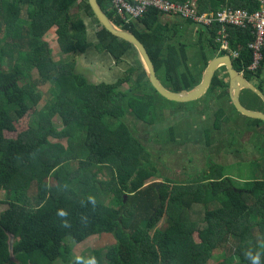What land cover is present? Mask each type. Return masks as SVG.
<instances>
[{"label":"trees","instance_id":"1","mask_svg":"<svg viewBox=\"0 0 264 264\" xmlns=\"http://www.w3.org/2000/svg\"><path fill=\"white\" fill-rule=\"evenodd\" d=\"M98 1L117 26L144 44L162 83L174 92L195 87L209 60L223 55L217 40L222 25L217 22L196 29L205 59L202 69L193 71L188 47L169 43L171 26L178 23L168 24L153 7L137 22H126L117 16L112 0ZM169 1H192L200 14L260 8L258 0ZM83 17L97 28L96 43L88 40ZM182 24L193 26L189 20ZM178 25L174 30H182ZM53 28L65 55L105 52L120 64L137 53L132 44L101 26L88 0H0V190L8 195L0 213V264H15L13 254H38L37 264H50L52 258L76 264L70 243L104 235L113 242L104 252H94L98 264H209L223 245L216 264H251L245 252L255 255L264 241V170L242 187L223 164L211 159L207 169L187 181L164 177L163 184H147L161 176L148 145L153 132H160L140 133L128 118L155 127L176 115L181 103L159 95L140 61L113 82L92 81L91 70L75 61L56 62L44 39ZM225 28L231 50L239 54L233 60L235 69L249 81L257 80L253 83L264 93V61L257 71L248 70L251 29ZM46 84L55 88L54 100L38 109L43 98L39 87ZM211 90L221 102L213 100L220 106L214 129L220 130L228 119L222 104L230 100L225 67L216 73ZM165 102L178 107L169 108L167 117ZM29 112L31 126L16 138L6 137ZM54 118L61 120V130ZM247 119L248 127L263 136L264 122ZM169 120L166 129L172 137L175 125ZM161 132L159 139L166 142L167 131ZM100 174L106 179L99 180ZM196 206L203 209L200 220L191 218ZM61 208L69 213L70 227L61 226L56 215ZM162 220L165 225L157 227ZM259 250L264 264V248Z\"/></svg>","mask_w":264,"mask_h":264},{"label":"rangeland","instance_id":"2","mask_svg":"<svg viewBox=\"0 0 264 264\" xmlns=\"http://www.w3.org/2000/svg\"><path fill=\"white\" fill-rule=\"evenodd\" d=\"M76 11L75 5L73 7V12ZM83 18L87 24L88 40L96 43L97 28L92 27L89 19L85 17ZM187 33V27L184 26V29L182 30L175 29L171 36L175 37L178 42L180 41L183 44H187L189 48L191 43H185ZM187 37L190 39L189 35ZM44 39L49 43L53 59L56 62L62 63L75 61L78 66L91 70L90 75L94 82H113L117 77L123 76L131 66H134L140 61V58L139 60L137 59V53L135 52H132L133 58L130 56L120 64H117L112 57L105 52H88L87 54L75 56L65 55L58 46L56 28L51 29L45 35ZM192 52H198L200 54V60L202 59L198 47L192 49ZM190 58V68L192 69V67H196V65L192 66V64L197 61L193 53ZM253 82L257 84V80H254ZM127 86L128 85H124L122 88H126ZM39 89L42 91L43 98L38 109L42 108L48 102H53L55 94V88L49 84L40 86ZM250 96H252L250 92L245 91L242 102L247 108L255 110V105L252 104V101L248 100ZM210 97L216 102L221 103L219 98H216L217 94L213 90L209 91L206 96L202 97V100H196L198 101L197 103L195 101L181 103V106H179L181 108H179L180 110L177 112L174 111L176 109V104L165 102L167 108H165L166 110L164 114L166 117L168 116L166 113H168V111L170 112L169 108L177 114L173 118L172 116L167 117V120L161 119L162 122H159L155 127L146 126L142 122H137L136 120L133 121V118H128V124L130 126L135 125L138 132L143 134L148 131H163L167 124L170 123V118L173 119L172 122H174L175 125L173 126L174 130L172 137L170 130L166 129V142L159 139L160 134L157 135L153 132V140L149 142L148 145L151 149L153 159L157 162L158 174L163 177H154L148 180L147 184H163L165 180L164 177L187 181L190 176L207 169L211 159L218 164L226 165L225 169L227 170V173L241 183L242 187H245L246 182L254 180L256 174L260 176L262 175L264 170V136L262 137L260 135L259 130L254 129L253 131L252 127L250 128L243 124V120H246L247 117L244 116L243 119L228 99L223 101L222 104L225 105L228 118L227 123L224 122L219 131L215 130L213 126L216 120L215 111L216 107L219 108L220 106H218V103H214L211 100L207 102L206 99L208 100ZM259 99L262 100L261 98L254 97L256 102ZM182 111L186 113L184 117ZM32 116V112H29L24 118L16 123V131L5 133L6 137L16 138L20 132L28 129L32 124ZM129 117H132V115H129ZM53 123L57 130L62 129L63 125L60 119L54 118ZM208 130L210 131V137L207 140L206 137L208 133L206 131ZM164 137H166V135ZM52 141L57 142L55 139H52ZM208 141H210L209 145H207ZM61 142L66 145V140H61ZM163 151H165L164 154H162ZM98 179L105 180L106 178L103 174H100ZM7 198V192L0 190V213L6 208L4 202ZM190 214L192 219L200 220L202 218L203 209L201 206H196L191 210ZM164 225V220H162L157 227H163ZM112 242L113 241L108 235H104L90 237L84 242L78 244L70 243L72 259L76 260L77 257L87 259L88 257L93 256L96 250H103L104 252L105 248ZM11 243H13V240ZM224 246L225 245L216 251L214 259L209 264H216L218 262L216 258L222 255L225 250ZM40 257L41 256L38 254L30 256L12 255L15 264H37L36 261ZM49 262L50 264H60V261L57 258H52Z\"/></svg>","mask_w":264,"mask_h":264},{"label":"built area","instance_id":"3","mask_svg":"<svg viewBox=\"0 0 264 264\" xmlns=\"http://www.w3.org/2000/svg\"><path fill=\"white\" fill-rule=\"evenodd\" d=\"M258 1L260 8L254 12L228 7L217 13L200 14L192 1L180 4L169 0H112L117 16L126 22H137L151 7L157 9L164 18L189 20L196 29L212 26L217 22L222 25L217 39L221 44L220 51L223 52V55L231 56L233 60L239 54L231 50L229 34L226 32L225 26L251 29L254 41L248 45L252 53V62L248 70L252 72L257 71L264 61V0ZM241 73L244 75L243 72Z\"/></svg>","mask_w":264,"mask_h":264},{"label":"water","instance_id":"4","mask_svg":"<svg viewBox=\"0 0 264 264\" xmlns=\"http://www.w3.org/2000/svg\"><path fill=\"white\" fill-rule=\"evenodd\" d=\"M88 3L102 27H104L112 35L129 42L136 48L143 67L147 73L148 80L160 96L168 101L177 103H189L199 100L206 96L209 92L216 73L221 68L225 67L229 78V97L235 109L247 118L261 120L264 122V112L247 108L242 103L241 99L244 91H250L261 98L264 103V93L253 82L249 81L241 72L235 69L231 56L225 54L213 58L208 63L200 83L190 90L174 92L162 83L149 52L138 37L134 33L117 26L102 9L98 0H88Z\"/></svg>","mask_w":264,"mask_h":264},{"label":"crops","instance_id":"5","mask_svg":"<svg viewBox=\"0 0 264 264\" xmlns=\"http://www.w3.org/2000/svg\"><path fill=\"white\" fill-rule=\"evenodd\" d=\"M166 20H168V21H166V20H164L165 22H169L168 24H170V25H172V24H180V25H182V29H184V26H186L187 27V35H186V37H185V43H187V42H189V43H191L190 44V46H189V48H187V51H186V53H187V59L189 60V65H191V58H190V56L192 55V53L195 55V57H196V61L197 62H195V63H193L192 64V66H195L196 65V67L195 68H193L192 67V70L193 71H197V70H201L202 69V66H203V64H204V59H205V57H204V53H203V51H202V49H201V46L198 44V43H196V41L198 40L197 39V34H196V32H197V30H196V27L193 25V26H188V25H186V24H182L183 23V21L182 20H176V19H173V18H169V17H166L165 18ZM91 24V23H90ZM175 25V26H179V25ZM92 25V24H91ZM175 26L172 28V30H171V32H170V34H169V41H170V43H173V44H175V45H177L178 47H181V46H184V47H188L187 46V44H183V43H181L180 41L178 42L177 40H176V38L175 37H173V36H171V34H172V32L174 31V28H175ZM93 27V26H92ZM90 28V27H89ZM94 28V27H93ZM189 35V37H190V39L187 37ZM183 42V41H182ZM179 43H181V44H179ZM195 47H198L199 48V50H200V53H201V56H202V59L200 60V54L197 52H192V49H195ZM132 57L133 58V55H132V53L128 56V57ZM137 59L139 60V55H138V52H137ZM135 56V57H136ZM127 57V58H128ZM126 58V59H127ZM215 58V57H214ZM213 59V58H212ZM211 59V60H212ZM211 60H209V62L211 61ZM199 61V62H198ZM142 64V63H141ZM137 64H135L134 66H136ZM206 69V68H205ZM205 69H204V71H205ZM204 71H202V74H201V76L199 77V79H198V83H200V81H201V79H202V76H203V73H204ZM195 75H198V73H195ZM197 83V84H198ZM196 84V85H197ZM195 85V86H196ZM209 93V92H208ZM207 93V94H208ZM206 94V95H207ZM244 94H245V91L242 93V97H241V99L243 98V96H244ZM252 95V94H251ZM254 97H256L255 95H252V96H250V98H248V100H250V101H252V104L253 105H255V111H260V112H264V103L263 102H261L262 100H258L257 102L254 100ZM230 98V97H229ZM202 100V99H201ZM211 101H213V98H211L210 99ZM199 101V100H198ZM198 101H195L196 103L198 102ZM230 103H231V105L233 106V104H232V102H231V100H228ZM254 102V103H253ZM243 103V102H242ZM223 107L225 108V105H223ZM226 110V109H225ZM185 113V112H184ZM186 115V113L184 114V116ZM239 115H241L242 116V118L244 117V115H242V114H239ZM175 116V115H174ZM174 116H172V118L174 117ZM240 116V117H241ZM171 118V119H172ZM244 119V118H243ZM171 121H173V119L171 120ZM248 121H249V119H244L243 120V124L244 125H246V126H248ZM161 122V121H160ZM174 123V122H173ZM215 123V122H214ZM170 123H168L167 125H169ZM243 124H241V125H243ZM237 125H239V124H237ZM213 126H214V124H213ZM168 126H166L165 127V130H163L164 132L166 131V128H167ZM217 131H219V130H217ZM163 132V133H164ZM161 131H160V135H161ZM163 135V134H162ZM261 135V134H260ZM264 136V135H263ZM262 136V137H263ZM149 148V147H148ZM224 166H226V165H224Z\"/></svg>","mask_w":264,"mask_h":264},{"label":"clouds","instance_id":"6","mask_svg":"<svg viewBox=\"0 0 264 264\" xmlns=\"http://www.w3.org/2000/svg\"><path fill=\"white\" fill-rule=\"evenodd\" d=\"M171 28H173V27L171 26ZM88 199L91 203H93V204L95 203L94 197L89 196ZM56 215H57V217L61 218V226L62 227H65V228L70 227V222L66 219L68 217L69 213L65 209H63V208L58 209L56 212ZM259 248H264V241H261V243L259 244V247H258L255 255H253L250 250H247L245 252V257L248 260H250L251 264H260V257H261L262 252L259 250ZM76 264H98V261L94 256H90L86 260L81 258V257H77L76 258Z\"/></svg>","mask_w":264,"mask_h":264},{"label":"bare ground","instance_id":"7","mask_svg":"<svg viewBox=\"0 0 264 264\" xmlns=\"http://www.w3.org/2000/svg\"><path fill=\"white\" fill-rule=\"evenodd\" d=\"M140 58V57H139ZM140 62H141V59H140ZM142 63V62H141ZM143 65V64H142Z\"/></svg>","mask_w":264,"mask_h":264}]
</instances>
